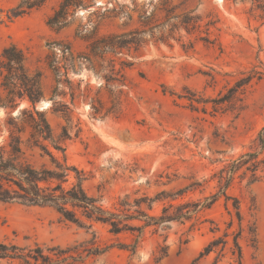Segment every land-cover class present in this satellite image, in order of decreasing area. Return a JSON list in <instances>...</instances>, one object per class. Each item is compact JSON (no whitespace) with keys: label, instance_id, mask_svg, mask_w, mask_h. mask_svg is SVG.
I'll return each instance as SVG.
<instances>
[{"label":"rangeland","instance_id":"374dc122","mask_svg":"<svg viewBox=\"0 0 264 264\" xmlns=\"http://www.w3.org/2000/svg\"><path fill=\"white\" fill-rule=\"evenodd\" d=\"M60 1L49 0L39 10L8 22L7 12L19 0H0V59L10 45L21 49L28 69L43 75L44 101H49L53 87L44 64L48 44L65 41L75 52H83L86 34L77 31L80 27L91 31L94 13L106 8L119 13L102 21L101 35L143 30V18L152 16L154 25L161 26L153 33L155 39L158 31L167 35L178 23H166L162 8L173 7L172 16L192 12L198 17L189 33L173 30L164 42L146 36L138 51L117 57L129 66L123 69L125 86L112 90L119 98L112 113L106 114L112 97L100 87V80L85 70L70 74L74 87L79 85L80 92L90 88V98L104 104L101 118H93L90 99L69 106L80 132L64 143L65 155L69 165L85 174L83 188L89 196L111 208L125 195L154 198L186 188L181 201L201 203L219 192L221 169L245 154L258 156L251 161L242 158L246 163L227 190L228 201L220 196L195 219L166 225L164 231L146 229L135 254L117 248L89 254L96 247L130 244L131 236H113L101 224L86 228L64 221L53 209L18 204L0 203V242L76 248L82 257L75 264H236L230 249L233 234L241 228L242 263L264 264V148L258 142L264 128V24L249 17V0H94L77 10L68 28L56 33L47 20ZM62 102L69 104V97ZM50 105L44 112L58 136L65 123L49 110ZM6 120V111L0 109V143L7 138ZM28 159L37 168L49 164L37 151L28 152ZM234 199L241 224L232 208ZM166 204L167 200L156 202L150 214L159 215ZM216 238L227 242L224 250L221 244L199 258ZM162 246H167L168 256L157 262Z\"/></svg>","mask_w":264,"mask_h":264},{"label":"trees","instance_id":"16d2710c","mask_svg":"<svg viewBox=\"0 0 264 264\" xmlns=\"http://www.w3.org/2000/svg\"><path fill=\"white\" fill-rule=\"evenodd\" d=\"M49 0H19L17 5L7 12L8 22L29 15L42 8ZM94 0H61L58 7L47 20L48 27L56 33L68 28L78 9L88 8ZM249 17L257 18L264 24V0H249ZM172 8H162L165 13V22L177 21L170 26L169 34L158 31L155 39L154 31L161 26L154 25L152 16L143 18V30H133L124 33L99 34L101 23L105 19L116 18L115 8H106L103 13L93 14L96 21L92 23L91 31L80 27L77 35L86 39L87 46L83 52H75L70 43L54 41L48 44L49 53L44 64L52 75L53 87L48 100L49 110L59 116L64 125L60 134L55 136L47 121L44 111L36 109L45 98L40 71L31 72L26 65V58L21 49L10 45L3 49L0 59V109L6 111L7 138L0 143V203L18 204L26 207H40L53 209L64 221L90 228L92 224H101L113 236L129 234L132 243H118L104 248L96 247L88 250L89 254L101 255L108 249L117 248L135 254L142 242L144 231L153 229L154 233L164 231L165 226L195 219L199 212L209 209L220 196L229 200L227 195L232 181L238 170L249 161L256 160L258 153L245 154L233 161L228 167L221 169L217 175L219 192L204 199L203 202H182L186 188L175 193L161 192L154 198L146 194L135 193L134 196L125 195L116 200L111 208H106L101 201L89 196L83 188L86 180L83 171L67 162L64 143L72 135L80 132V123L74 122L69 106L75 101L90 99V110L93 118H101L104 104L98 98H90V88L86 87L80 92L79 85L74 87L70 74L81 70L91 72L102 82L101 86L107 89L112 97L111 107L106 114L112 113L119 104L118 97H113L112 90L125 86L123 69L129 64L117 59L124 52L138 51L141 45L146 44L145 37L154 42H164L171 37L173 30L184 29L187 33L195 28L198 17L187 12L183 16H172ZM209 43L208 40H204ZM119 60V61H117ZM116 66H119L117 68ZM65 88L68 92H65ZM69 97V104L62 99ZM26 103L28 107L13 117L12 111L20 104ZM3 131L0 130V134ZM261 149L264 148V128L258 134ZM37 151L41 158L47 157L49 164L35 167L28 159V152ZM55 154H60L57 157ZM257 164V163H256ZM159 215H152L153 205L159 201H166ZM232 208L241 224L239 206L236 199ZM84 222H87L85 224ZM231 226V224H230ZM240 231L233 234L231 255L235 257L236 264L242 263V249L239 244ZM255 234V232H253ZM229 235L225 233L224 237ZM166 238H164V243ZM227 242L221 238L212 240L201 251L199 258L215 252L219 245ZM255 243V240H253ZM168 256L167 246L160 247L156 261L159 262ZM81 253L76 248H61L60 246H33L20 247L11 243L0 242V264H75L81 259Z\"/></svg>","mask_w":264,"mask_h":264},{"label":"water","instance_id":"95a60500","mask_svg":"<svg viewBox=\"0 0 264 264\" xmlns=\"http://www.w3.org/2000/svg\"><path fill=\"white\" fill-rule=\"evenodd\" d=\"M49 101H41L39 104H37V106H36V109L38 110V111H44V110H46L47 108H48V106H49ZM23 108L21 107V106H19V107H17L13 112H12V116L13 117H16V116H18L19 114H20V112H21V110H22Z\"/></svg>","mask_w":264,"mask_h":264}]
</instances>
